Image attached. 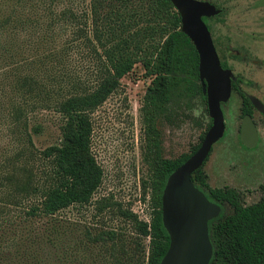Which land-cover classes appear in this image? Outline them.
I'll list each match as a JSON object with an SVG mask.
<instances>
[{
    "label": "trees",
    "instance_id": "16d2710c",
    "mask_svg": "<svg viewBox=\"0 0 264 264\" xmlns=\"http://www.w3.org/2000/svg\"><path fill=\"white\" fill-rule=\"evenodd\" d=\"M67 26L74 28L69 41H78L75 48L81 44L90 59L89 80L56 69L71 45L55 43L57 31ZM179 28V17L168 0H0V126L17 148L12 155V165L17 162L15 171L5 179L13 184L18 198L13 204L30 199L23 211L26 217H50L69 206L89 204L102 177L90 151V115L117 89L120 79L139 65L150 79L140 106L142 159L148 176L141 186L144 194L147 190L150 211L147 223L128 210L120 215L139 238L138 264L159 263L168 244L160 216L165 180L197 149L210 126L208 120L189 153L175 159L161 157L156 123L161 117L169 121L167 107L194 97L205 105L196 52ZM19 37L21 44L29 40L34 51L45 47L43 55L21 59L16 48ZM33 62L48 64L50 75L20 73L22 66ZM219 63L227 68L224 61ZM232 90L237 91L236 84ZM248 106L242 97L243 114L250 115ZM41 110L58 116V138L33 155L31 135L41 131L35 121ZM33 159L39 161L34 172ZM202 165L190 181L219 207L217 217L207 222L212 248L208 264H264V186L258 201L244 206L235 189L210 188ZM88 238L93 244L118 240L104 231ZM145 238L146 256L141 244Z\"/></svg>",
    "mask_w": 264,
    "mask_h": 264
},
{
    "label": "rangeland",
    "instance_id": "374dc122",
    "mask_svg": "<svg viewBox=\"0 0 264 264\" xmlns=\"http://www.w3.org/2000/svg\"><path fill=\"white\" fill-rule=\"evenodd\" d=\"M199 1L220 10L218 15L204 21L219 61H224L233 75L241 79L238 86L243 93L256 97L264 105V0ZM77 10L80 13V7ZM72 30V26H67L57 31L56 45L64 42L71 45L56 69L89 80L90 59L81 51V44L75 48L78 41H69ZM17 41L21 59L29 61L43 55L45 47L34 51L29 40L21 44L19 37ZM49 68L48 64L33 62L22 66L20 73L50 75ZM149 82L141 67L135 65L90 115V151L102 171L101 183L89 204L72 205L50 217H26L23 211L30 199L13 204L18 198L13 184L5 177L15 171L17 162L12 165V155L17 148L0 126V264H138L139 238L120 212L128 210L139 221L148 222V193L146 190L144 194L141 186L148 176L142 159L140 106ZM240 103L239 95L232 90L221 105L223 135L212 145L202 170L210 188H233L241 193L242 204L246 206L258 201L264 186V115L250 107L258 141L253 148H246L238 137ZM166 114L169 121L161 117L156 123L160 155L175 159L189 153L198 143L209 118L199 97L171 103ZM35 116L41 131L37 136L31 135L33 155L35 150L56 142L59 124L58 116L51 111L41 110ZM36 159L30 161L33 172L39 165ZM100 231L112 232L118 240L91 243L88 237ZM147 242V238L141 240L144 256Z\"/></svg>",
    "mask_w": 264,
    "mask_h": 264
},
{
    "label": "water",
    "instance_id": "95a60500",
    "mask_svg": "<svg viewBox=\"0 0 264 264\" xmlns=\"http://www.w3.org/2000/svg\"><path fill=\"white\" fill-rule=\"evenodd\" d=\"M180 21V32L187 37L197 55V78L205 96L210 126L197 149L173 172L164 183L160 196L161 224L168 244L158 264H208L212 248L208 239L207 222L216 218L219 207L206 199L191 183V174L199 169L211 146L222 137L223 118L220 104L230 95L236 78L220 66L210 34L203 18L216 16L219 10L206 1L168 0ZM253 108L264 113L263 105L253 96H246ZM239 139L252 148L257 133L248 115L240 122Z\"/></svg>",
    "mask_w": 264,
    "mask_h": 264
},
{
    "label": "flooded vegetation",
    "instance_id": "af4514ba",
    "mask_svg": "<svg viewBox=\"0 0 264 264\" xmlns=\"http://www.w3.org/2000/svg\"><path fill=\"white\" fill-rule=\"evenodd\" d=\"M211 4V3H210ZM213 5V4H212ZM214 6V5H213ZM215 7V6H214ZM219 12H220V10H219ZM218 15V14H217ZM204 23V22H203ZM205 24V23H204ZM206 26V25H205ZM206 28H207V30H208V32H209V34H210V30H209V28L206 26ZM210 38H211V36H210ZM211 41H212V38H211ZM212 45H213V42H212ZM213 47H214V45H213ZM214 50H215V47H214ZM215 53H216V50H215ZM216 55H217V53H216ZM232 55H234V56H236V54H232ZM218 57V56H217ZM219 60V59H218ZM222 68V67H221ZM223 69H228V68H223ZM229 70V69H228ZM231 71V70H230ZM231 73H232V71H231ZM232 75H233V73H232ZM235 78H236V80H235V82L234 83H231V88H230V94H231V91H232V84H236V90L237 91H235L238 95H239V97H240V100H241V103H240V108H239V112H240V115H241V117H240V122H241V119H242V117L244 116V115H248V114H243L242 113V97H245L246 98V96H249V95H247V94H245V93H243L240 89H239V83H241V79L238 77V76H235V75H233ZM200 85V84H199ZM204 96V95H203ZM242 96V97H241ZM250 96H252V95H250ZM205 97V96H204ZM229 97H230V95H229ZM254 97V96H253ZM256 98V97H255ZM229 99V98H228ZM247 99V98H246ZM257 99V98H256ZM258 100V99H257ZM248 101V100H247ZM259 101V100H258ZM260 102V101H259ZM248 103H249V105L250 106H248L247 107V109H249V112H250V107H252V105L250 104V102L248 101ZM261 103V102H260ZM223 104V103H222ZM222 104H220V107H221V105ZM262 104V103H261ZM263 105V104H262ZM205 107H206V104H205ZM253 108V107H252ZM263 108H264V105H263ZM254 110H256L255 108H253ZM207 111V110H206ZM220 111H221V108H220ZM257 111V110H256ZM258 112V111H257ZM258 113H260V112H258ZM221 114H222V112H221ZM261 114H263L264 115V113H261ZM249 117H250V119H251V121H252V118H251V113H250V115H248ZM222 118H223V115H222ZM210 120V119H209ZM211 123V122H210ZM252 123L254 124V122L252 121ZM254 127H255V129H256V126H255V124H254ZM239 128H240V123H239V127H238V137H239ZM223 130H224V125H223ZM207 131V130H206ZM256 133H257V129H256ZM222 135H223V133H222ZM219 140V139H218ZM217 140V141H218ZM216 141V142H217ZM239 141H240V139H239ZM257 141H258V134H257ZM257 141H256V143H257ZM241 143V142H240ZM242 144V143H241ZM256 145V144H255ZM212 147V146H211ZM253 148V147H252ZM210 150H211V148H210ZM210 152V151H209ZM208 155H209V153H208ZM207 155V156H208ZM207 158V157H206ZM205 161V160H204ZM204 163V162H203ZM208 184V183H207ZM223 188V187H222ZM230 188V187H229ZM237 191V190H236ZM261 197V196H260Z\"/></svg>",
    "mask_w": 264,
    "mask_h": 264
},
{
    "label": "crops",
    "instance_id": "0c3cea01",
    "mask_svg": "<svg viewBox=\"0 0 264 264\" xmlns=\"http://www.w3.org/2000/svg\"><path fill=\"white\" fill-rule=\"evenodd\" d=\"M208 182V181H207Z\"/></svg>",
    "mask_w": 264,
    "mask_h": 264
}]
</instances>
